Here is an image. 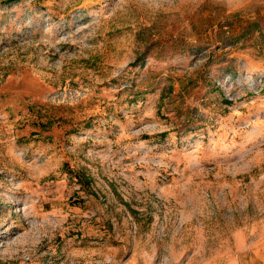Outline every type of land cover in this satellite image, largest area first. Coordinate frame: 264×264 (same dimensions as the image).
<instances>
[{
    "label": "rangeland",
    "instance_id": "1",
    "mask_svg": "<svg viewBox=\"0 0 264 264\" xmlns=\"http://www.w3.org/2000/svg\"><path fill=\"white\" fill-rule=\"evenodd\" d=\"M0 264H264V0H0Z\"/></svg>",
    "mask_w": 264,
    "mask_h": 264
}]
</instances>
